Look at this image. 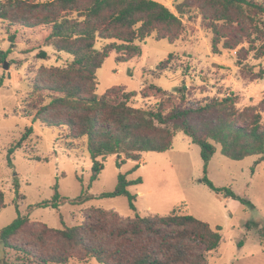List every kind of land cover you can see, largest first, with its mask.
I'll list each match as a JSON object with an SVG mask.
<instances>
[{
	"label": "rangeland",
	"instance_id": "374dc122",
	"mask_svg": "<svg viewBox=\"0 0 264 264\" xmlns=\"http://www.w3.org/2000/svg\"><path fill=\"white\" fill-rule=\"evenodd\" d=\"M50 1V0H36ZM167 6L181 21L176 38H159L154 31L137 41L141 55L127 61H116V52H110L96 70L94 93L102 95L108 89L121 86L134 96L135 107L168 108L181 102L204 104L233 94L236 108L251 106L262 112L264 98V56L257 58L241 41L234 49L213 54V34L204 24L203 14L209 13L197 0L178 12L183 0H155ZM260 2L261 0H256ZM49 27L39 25L31 29L9 25L0 19V190L5 207L0 212V228L9 224L18 213L29 212L33 223H44L51 228L79 225L85 215L96 208L115 211L122 220L135 215H167L173 209L189 213L220 226L219 246L207 254L206 264H264V161L252 167L258 156L232 160L220 153L219 145L211 158L207 176L218 187H230L238 198L225 197L210 190L201 182L203 176L199 146L182 133H176L171 149L143 152L138 161L127 160L119 168L116 156L100 157L104 168L95 181L90 182L91 159L86 149V138L71 139L66 127H49L32 117L49 98L47 91L38 95L35 86L52 84L55 73L51 68H64L73 56L58 52L47 45ZM226 31V29H224ZM14 34L11 43L9 35ZM113 40L96 39L94 47L101 50ZM44 50L48 58L37 57ZM167 67L158 69L160 62ZM4 62L8 68H4ZM261 73L260 77H257ZM185 86L183 92L177 91ZM157 88H160L158 91ZM53 111L42 113L52 115ZM57 118L64 113L54 114ZM33 132L23 141L25 128ZM18 145V147H17ZM14 151L8 154V149ZM124 156L122 155L121 158ZM138 164V168H132ZM126 173L129 180L142 182L128 187L135 195V210L129 207L125 196L93 198L83 204L64 203L58 209L28 207L53 197L54 186L61 196L76 197L84 190L97 195L112 191L118 173ZM17 182L19 197L15 200ZM89 187V188H88ZM248 200L254 207L243 203ZM18 204V207H16ZM112 225H117L115 220ZM30 228L19 233L15 241H31ZM13 264L16 253L4 250L0 242V264ZM69 264H100L94 259L87 263L71 260Z\"/></svg>",
	"mask_w": 264,
	"mask_h": 264
},
{
	"label": "trees",
	"instance_id": "16d2710c",
	"mask_svg": "<svg viewBox=\"0 0 264 264\" xmlns=\"http://www.w3.org/2000/svg\"><path fill=\"white\" fill-rule=\"evenodd\" d=\"M190 1L178 3V12L183 13L182 8ZM197 1L209 12L203 14V19L213 34V54L220 53V42L224 49H234L244 41L247 50L254 51L257 58L264 56V0ZM0 19L29 29L39 25L49 27L46 44L73 56L66 67L51 68L55 73L52 84L35 86L40 96L41 91H47L49 101L39 107L32 120H40L49 127H66L71 139L86 138L91 159L90 182L104 168L100 157L115 155L119 168L127 160L138 161L143 152L162 153L171 149L176 133L184 134L199 146L201 182L225 197L238 198L230 187H218L207 176L216 145L223 156L232 160L258 156L253 168L264 161V116L251 106L236 108L233 94L204 104H185L181 94V102L168 108L160 106L161 102L155 108H141L132 104L134 94L121 86L100 96L93 92L96 70L110 52H116V61L124 62L141 55L136 42L154 31L161 33V39L176 38L181 21L164 4L155 0H0ZM14 38V34L9 35L11 43ZM98 38L113 41L98 50L94 47ZM5 56V52H0V62ZM37 57L47 59L48 55L39 50ZM167 61L160 62L158 69L165 70ZM184 89L181 86L177 91ZM261 105L264 111V98ZM47 111L54 113L42 116ZM57 113L65 115L57 118L54 115ZM32 132V126L26 127L21 141ZM13 151L14 147L9 148L8 154ZM126 175L119 172L115 188L97 195L84 190L73 198L61 196L55 185L51 199L29 206L28 211L34 207L58 209L64 203L83 204L93 198L116 196H125L129 207L135 210V195L128 187L142 180L140 177L129 180ZM14 185L17 200L19 185L17 182ZM240 200L254 207L248 200ZM4 207V193L0 190V212ZM122 219L115 211L96 208L79 225L51 228L31 222L29 212L18 213L0 228V242L4 250L16 253L13 264H69L71 260L87 263L90 259L100 264H206L207 254L221 241L220 226L213 228L176 209L162 216L135 215ZM112 220L118 224L112 225ZM28 228L32 230L31 241L14 240ZM2 263L8 264L6 260Z\"/></svg>",
	"mask_w": 264,
	"mask_h": 264
},
{
	"label": "water",
	"instance_id": "95a60500",
	"mask_svg": "<svg viewBox=\"0 0 264 264\" xmlns=\"http://www.w3.org/2000/svg\"><path fill=\"white\" fill-rule=\"evenodd\" d=\"M4 68H8V65L6 62H4V65H3Z\"/></svg>",
	"mask_w": 264,
	"mask_h": 264
}]
</instances>
